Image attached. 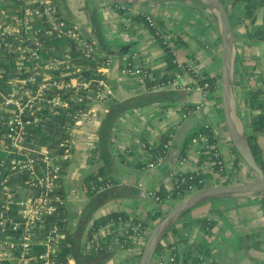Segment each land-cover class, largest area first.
I'll list each match as a JSON object with an SVG mask.
<instances>
[{
    "label": "crops",
    "instance_id": "0c3cea01",
    "mask_svg": "<svg viewBox=\"0 0 264 264\" xmlns=\"http://www.w3.org/2000/svg\"><path fill=\"white\" fill-rule=\"evenodd\" d=\"M55 1L67 21L93 43L95 54L100 58H111L113 62L107 78L111 95L97 103L91 120L86 123L83 119L76 130L72 156L61 181L69 221L72 219L74 225L79 223L81 216L78 218V213L83 208L87 214L81 246L92 220L111 213L122 212L144 219L151 227L157 224L154 215L158 211L168 212L174 203L159 207L145 191L162 188L169 191L168 176L172 171L183 169L191 173L199 169L197 148L190 150L186 145L203 123L214 129L216 147L229 173L226 177L216 176L205 170L203 174L209 177L204 188L239 185L254 179V174L235 151L224 120L221 26L216 12L209 5L202 0H148L128 5L131 11L124 12L118 9V5L102 0ZM250 3L257 5L254 19L246 17V6ZM223 5L229 14L237 52L232 82L235 122L249 138L253 121L261 114L260 110L251 108L250 93L261 90L264 99V41L251 37L263 28L264 0H225ZM139 14H148L161 22L174 38H179L181 44L175 51L177 63L199 67L217 86L212 95L203 99L191 74H183L177 81L178 88L172 90L168 100L163 93L149 92L137 79L121 74L124 57L143 72L162 75L166 68L164 49L144 23L135 20ZM156 95L165 102L153 101ZM113 102L126 105L128 109L115 123L107 145L101 143L98 130ZM201 103L203 108L200 111L186 120L182 118L189 107ZM169 130L175 136L164 162L153 169L143 170L151 157L141 144L156 146ZM257 142L264 160V135ZM183 152L188 159L184 166H180ZM102 154L105 158H101ZM101 168H106L104 175L110 177L114 185L94 198H88L84 182ZM140 183L143 189L138 188ZM201 221L209 223L210 231ZM165 242L171 248L155 257L164 264H191V261L186 262V255L198 247L202 249L201 254L195 255L198 258L196 264H263L264 210L258 195L223 197L196 206L173 226ZM173 254H176V261L171 263ZM137 257V251L115 250L108 253L101 264H135Z\"/></svg>",
    "mask_w": 264,
    "mask_h": 264
},
{
    "label": "built area",
    "instance_id": "2783aa9c",
    "mask_svg": "<svg viewBox=\"0 0 264 264\" xmlns=\"http://www.w3.org/2000/svg\"><path fill=\"white\" fill-rule=\"evenodd\" d=\"M10 6L18 8L10 11L7 9ZM118 9L124 12L131 11V7L128 5H118ZM146 22L149 30L151 29L155 35L162 39L163 44L172 50L173 63L177 66L175 80L164 86L149 89L145 79L147 75L152 78V74L134 68L127 57H124L121 61V74L137 79L149 92H157L162 89L175 90L178 88L177 81L184 76L183 74H191L198 89L203 94V99L212 95L217 86L202 73L199 67H185L177 63L175 53L177 46L173 41L172 34L151 16L146 17ZM54 36L71 41L88 55L95 53L93 43L84 38L67 21L60 12L55 0H0V56L10 53L15 54L16 59L21 63L24 61L36 63V67L33 69H29L20 63L14 71L17 75H33L34 72L38 75H53L60 69H63V71L59 75H69L75 69V65L69 57L55 50L51 52V50L46 49L48 40ZM43 53L48 55L47 58L43 57ZM112 63L111 58H105L104 65L99 70L103 78L98 81L97 87H95L96 90L91 97L93 105L87 113L78 112L76 114V124L68 128V137L59 145V148L62 149L60 155H55L53 150H32L26 146L27 128L33 122H37V119L28 118V114L33 116L36 108L46 99L45 90L55 85V82L48 83L51 80L49 77L39 83L35 92L28 89L21 90V88H25L27 83H36V78L30 76L27 80L16 79L10 81V91L6 94L0 93L2 96L0 110L9 113L5 123V133L0 134L2 136L0 138V152L6 155V159L2 160V165H7L9 159L11 162L9 165H11L13 172H17L19 177L22 178L24 175L27 176L26 179H23L21 188L18 189V200L15 199L12 192H6L7 203L3 206L5 211L0 212V233L7 236L0 240V262L15 260L16 264H59L58 254L61 250L64 235L56 223L52 221L48 223L46 219L57 214L58 209L65 204V200L58 194L59 185L64 174L63 165L72 156L76 130L82 124V120L85 119L84 122H89L95 105L107 100L111 95L107 78ZM69 85L92 93L89 89L91 81H81L75 77ZM48 103H52L54 106L67 104L66 102L62 103L57 98L49 100ZM202 108L203 104L201 103L184 112L182 118L186 120ZM201 127H204L208 133L197 134L191 138L188 145L190 150L197 148L196 155L200 160L199 169L191 173H187L183 169L172 171L168 176L171 189L167 191L168 194L165 198L159 195V191H145L146 196L153 199L157 206L161 207L168 202L175 204L182 199V191L174 192V180L178 181L180 179V185H182L186 183V175L188 174L199 175L203 174L205 170H210L216 176H222L226 172L216 143H211L209 138L210 133L215 137L214 129L208 123H203ZM174 136V133L170 134V140L164 145V152L153 161L145 162L143 170L153 169L164 162ZM141 146L145 147V144L143 143ZM204 155L213 156L215 161H203L202 157ZM187 159L185 155L180 159L179 165L184 166ZM215 168L218 170L216 171ZM189 180H192V177ZM204 183L205 181L199 180L198 184L191 183L187 185L186 196L198 191V185H204ZM113 185L111 181H104L98 186L92 183L91 190L102 192L112 188ZM143 187L142 183L138 185L139 189H143ZM177 189H179V186H177ZM30 190H33V192ZM35 191H39V193L36 194ZM258 198L260 206L264 210V189ZM12 207H15V211H12ZM153 228L144 219L132 216L128 219L112 220L99 226L98 229H92L90 226L87 231L88 235L82 245V252L90 254L103 250L112 251L113 249L133 250L137 251L138 257L136 260L139 261L141 251ZM109 235H113L110 241L107 240ZM35 247H42V250L35 252ZM173 250L175 249L173 248ZM175 261L176 254H173L170 262ZM69 264L76 263L72 259L69 260ZM151 264L164 263L154 258Z\"/></svg>",
    "mask_w": 264,
    "mask_h": 264
},
{
    "label": "trees",
    "instance_id": "16d2710c",
    "mask_svg": "<svg viewBox=\"0 0 264 264\" xmlns=\"http://www.w3.org/2000/svg\"><path fill=\"white\" fill-rule=\"evenodd\" d=\"M234 2L238 0H232ZM223 4H225V0H221ZM57 4V3H56ZM59 7V6H58ZM18 8V7H17ZM16 7L13 8V6H10L7 8L8 10L12 11L17 9ZM257 9V5L255 3H250L246 6V17L250 19L255 18V12ZM149 16L148 14H139L136 16V21L144 23V25L149 29V26L146 22V17ZM158 22V21H157ZM159 24H162L161 22H158ZM151 31V29H150ZM154 35L155 40L163 47L164 49V58L166 61V68L164 69V74L160 73H152V78H149L148 75L146 76L145 83L149 89H152L153 87L157 86H164L168 84L169 82H173L176 77L177 72V66L173 63V55L172 50L168 48L167 45L163 44L162 39L155 35L153 31H151ZM251 37L264 41V25L263 28L256 31ZM173 41L176 46H179L181 44V41L179 38H174ZM92 43V42H91ZM47 50H53L61 53L62 55H65L66 57H69L71 59V62L74 63L75 69L71 71L69 75H59L63 69L57 70L56 73H53V75H38L35 72L33 75H17L14 71L18 67V65L21 63L16 59L15 54H4L3 56H0V93L6 94L10 91L11 86L9 84L10 81L16 80V79H22L27 80L30 76H34L36 78V83H27L25 88L28 89L31 92H35L38 89L39 83L43 82V80H47L50 77V84L55 82V85H52L48 87L46 91V95L42 104L39 105L35 113L32 115L28 114V118H31L32 120L37 119L36 123H32L27 128V136H26V146L32 150L39 149L41 151H50L53 150L55 155L62 154V149L59 148L60 143L64 141L68 137V128L73 127L76 124L75 117L78 112H81L82 114L87 113L92 105L93 101L91 97L94 94V91L96 90L95 87H97V83L100 79L103 78L102 75H100L99 70L101 67H103L105 62V57L100 58L95 53L92 55L86 54V52H83L76 44L72 43L69 40H62L59 37H52L48 40ZM44 54V53H43ZM46 56V57H45ZM47 54H44L43 57L47 58ZM23 66L33 69L36 67L35 62L30 61H24L21 63ZM79 78L81 81H91L90 90L92 93L90 94L88 91L83 89H77L76 87H71L70 84L71 80L73 78ZM209 79V78H208ZM210 80V79H209ZM211 81V80H210ZM214 83L213 81H211ZM163 93V96L166 97V100L169 99L170 94H172V90L168 89H162L160 91H157V93ZM157 97V98H156ZM53 98L59 99L62 103L66 102V105H59L54 106L52 103H48L49 100H52ZM160 96L156 95L155 98H153V101L157 100L161 102H165L159 99ZM2 101V96L0 95V102ZM142 103L139 102V105ZM250 105L251 108L257 109L261 111V114L257 119H255L252 123V133L249 136V144L251 147V150L253 152V155L256 159L257 164L260 166V168L264 172V160L262 155V150L257 142L258 138L261 135H264V99H263V92L261 90L259 91H252L250 93ZM128 109V106H124L121 103L113 102L111 103L108 113L104 120L102 121L101 126L99 127V136L101 143L105 142L108 145L109 140H111V133L114 128L115 123L117 120L121 117V115ZM191 109L190 107L188 110ZM9 113L6 111L0 110V134L5 133V123L8 119ZM173 132L169 130L163 136L161 137L160 143L156 146H150L148 143L145 144V149L148 155L151 157L147 162L153 161L158 155L162 154L164 152V145L167 144V142L170 140V134ZM199 133H208L207 130H205L204 127L198 128V130L193 133L187 142L186 148L188 147V144L192 137L196 136ZM0 135V138L2 137ZM209 138L211 140V143H216V138L212 133L209 134ZM104 143V144H105ZM103 144V145H104ZM102 145V144H101ZM28 153V152H27ZM185 153L183 152L180 156V159L183 158ZM101 158H105V156L102 154ZM6 159V155L2 152H0V212L5 211V208L3 206L7 203V196L6 192H12L15 196V199L18 200L19 197V190L21 186L23 185V179H26L27 176L24 175V177H19L17 172H13L11 170V165H9L11 162L8 159L7 165H2V160ZM203 161H209L213 162L215 161L214 157L206 156L204 155L202 157ZM69 161H66L63 165L64 169L67 166ZM239 161L237 160L235 162V169H238ZM217 171L218 169L215 168ZM106 171V168H101L99 172L95 175H92L88 177L84 182V192L88 196V198H94L99 192L92 191L91 190V184L94 183L95 185H100L104 181H113L110 177H106L104 175ZM229 173L226 171L222 174L228 175ZM231 175V174H230ZM192 177V180H189V178ZM209 176L205 174H188L186 175V183H183L180 185V179L178 181L174 180V192L176 191H182V199L186 196V189L187 185L192 184H198L199 180L205 181ZM177 186H179V189H177ZM204 188L203 184L198 185V190H201ZM111 189V188H110ZM109 190V189H107ZM33 192V190H30ZM106 191V190H105ZM103 192V191H102ZM34 193L38 194L39 191H35ZM58 194L61 195V197L65 200V204L61 206L58 209L57 214H55L53 217H49L48 223L53 222L56 223L64 235V240L61 243V250L58 254V260L59 264H69V260H75L76 264H101L104 259L107 257L108 253H111L115 250L119 249H113L112 251H97L92 252L90 254H85L82 252V246H81V240L83 237L84 227L85 223L87 222L88 218L86 212L83 213L80 217V222L78 227L73 230L71 227H69V219H68V212L66 209L67 205V199L64 194L63 185L62 182L59 185ZM168 192L165 191L163 188L159 190V195H161L163 198L167 196ZM174 205V204H173ZM15 206V205H14ZM12 211H15V207H12ZM167 213V212H166ZM165 212L158 211L154 218L157 220V222L160 221L162 217L166 214ZM131 216L122 213V212H115L111 213L102 217H99L97 219L92 220V229H98L99 226L105 225L110 221H118L119 218L122 219H128ZM201 224L205 228H207V231H210V225L206 221H201ZM118 226V225H117ZM114 229V228H113ZM209 233V232H208ZM88 235V234H87ZM6 234L0 233V240L5 238ZM113 235H109L107 237V240L110 241ZM167 237V236H166ZM165 237V238H166ZM164 240L159 245L156 256L162 255L165 250H169L171 247L170 245H167ZM197 249V248H196ZM201 249L198 247L197 250H190L188 254L186 255V262L191 261V264H196L198 258L195 257L197 254H201ZM42 250V247H35V252H40ZM138 261L136 260L137 264ZM0 264H16L15 260H5L0 262Z\"/></svg>",
    "mask_w": 264,
    "mask_h": 264
},
{
    "label": "water",
    "instance_id": "95a60500",
    "mask_svg": "<svg viewBox=\"0 0 264 264\" xmlns=\"http://www.w3.org/2000/svg\"><path fill=\"white\" fill-rule=\"evenodd\" d=\"M112 5H135L148 0H102ZM217 14L221 26V41L223 49V71L221 76V99L224 120L232 145L239 158L254 174V179L239 185H222L204 188L185 196L176 202L160 219L151 231L142 251L138 264H151L157 249L173 226L191 209L218 198L261 195L264 189V172L257 164L251 150L248 137L235 122V110L232 99L233 73L236 63V45L232 33L229 14L220 0H202Z\"/></svg>",
    "mask_w": 264,
    "mask_h": 264
},
{
    "label": "rangeland",
    "instance_id": "374dc122",
    "mask_svg": "<svg viewBox=\"0 0 264 264\" xmlns=\"http://www.w3.org/2000/svg\"><path fill=\"white\" fill-rule=\"evenodd\" d=\"M83 213H84V208L82 209V210H80L79 211V215H78V218L81 216V215H83ZM69 218L71 219V216H69ZM78 225H79V223H75V225H74V222H73V220L71 219V221H70V223H69V227H71V228H73L74 226H77L78 227ZM76 227V228H77Z\"/></svg>",
    "mask_w": 264,
    "mask_h": 264
}]
</instances>
